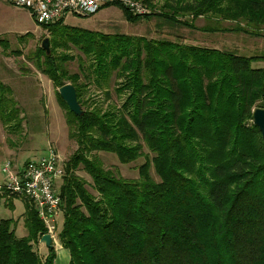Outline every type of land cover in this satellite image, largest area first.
Returning a JSON list of instances; mask_svg holds the SVG:
<instances>
[{
  "label": "trees",
  "instance_id": "obj_1",
  "mask_svg": "<svg viewBox=\"0 0 264 264\" xmlns=\"http://www.w3.org/2000/svg\"><path fill=\"white\" fill-rule=\"evenodd\" d=\"M144 2L153 12L143 16L120 0L105 7L122 6L131 23L157 17L204 33L263 37L264 0H167L160 12L152 0ZM199 18L236 26L199 28ZM42 28L51 34V53L38 48L36 67L56 89L72 84L85 107L84 92L93 85L109 97L115 77L123 100L105 110L89 105L76 116L57 93L78 145L60 186L59 239L70 264H264V141L253 121L264 108V68L254 66L264 56L103 34L66 26L64 19ZM73 49L85 57H79L81 73L67 68ZM21 113L12 88L0 80V120L20 129ZM144 148L154 157L135 180L106 170L95 155L114 154L129 165ZM16 198L0 190V206L12 207ZM23 200L27 235H17L14 220L0 221V264H55L54 247L47 255L39 251L47 230Z\"/></svg>",
  "mask_w": 264,
  "mask_h": 264
},
{
  "label": "rangeland",
  "instance_id": "obj_2",
  "mask_svg": "<svg viewBox=\"0 0 264 264\" xmlns=\"http://www.w3.org/2000/svg\"><path fill=\"white\" fill-rule=\"evenodd\" d=\"M104 1L106 4L118 0ZM132 1L145 3V0ZM166 1L152 0V5L156 8L155 12H160L161 7H163ZM105 4L102 5L97 13L91 16L82 17L69 14L65 17L64 24L69 27L103 34H125L153 40L187 42L185 43L187 45H191L189 42H193L195 39L207 45L210 43L211 38H222L225 34L219 33L220 35H217L190 30L175 26L157 17L150 20H142L138 23H131L127 21L122 6L112 4L105 7ZM180 18L182 20L191 19L190 16H181ZM202 20H204V23H200V25L203 27L222 29L236 26L233 22L221 21L215 18L213 20ZM196 26L199 27L197 22ZM258 30L263 36L262 38H264V27ZM28 33L31 35L25 37ZM47 38L51 39L50 32L43 28L41 30L29 11L15 7L7 0H0V42H6L9 47L8 53L10 54L5 55L4 49L0 44V80L12 88L14 98L21 109V117L23 118L22 127L15 130L10 129L9 126L6 128L0 120V185H3L6 179L1 172L5 163L12 162L14 165L22 168L28 161H36L47 155L52 146L59 152L65 162L66 169L67 161L78 149L76 141L72 140L69 136V127L66 119L67 110L58 99L57 93L59 89H56L51 80L36 67V52L38 48H42L43 42ZM242 48V51H240L241 48L238 51L230 50L226 47L224 49L245 57L264 56V48L259 45L255 49L248 47L245 50L246 46ZM71 55L75 56V60L69 62L67 68L72 74L81 73L79 57H85L76 49L71 51ZM256 64H254L255 67H257ZM116 84L118 82L114 77L109 97L106 95V92L98 90L95 86L91 85L88 91L84 92V100L88 102V106L82 107V109H88L89 105L92 106L91 108L97 106L104 110L111 105L121 106L123 100L115 91ZM95 155L101 159L106 170H111L117 176L132 180L139 178V168L148 159L151 160L154 157L153 153L144 148V156L142 158L129 165H123L114 154L99 152ZM77 174L85 178L92 185L91 178L84 171L80 170ZM151 175L158 181L153 168L151 169ZM58 184V187L61 186L60 181H58ZM90 186H88V189L96 194ZM24 213L25 202L22 198L14 199L12 207L6 206L3 202L0 206V221L14 220L17 222V235L24 237L27 235V230L24 227ZM63 222L64 216L63 210H61L57 222L60 232ZM56 242L52 243L57 254L55 264H70V254L61 245L59 237ZM40 250L42 255L47 253L45 247Z\"/></svg>",
  "mask_w": 264,
  "mask_h": 264
},
{
  "label": "built area",
  "instance_id": "obj_3",
  "mask_svg": "<svg viewBox=\"0 0 264 264\" xmlns=\"http://www.w3.org/2000/svg\"><path fill=\"white\" fill-rule=\"evenodd\" d=\"M15 7L29 11L40 27L56 24L69 14L87 17L97 13L104 0H7ZM133 14L146 15L151 9L144 3L132 0H120ZM1 172L5 183L0 190L14 197L30 201L40 221L46 228L45 235H50L56 242L60 231L57 225L61 212L62 198L60 186L65 176V162L54 147L47 155L36 161H28L22 168L5 163ZM44 235V236H45ZM57 243V242H56Z\"/></svg>",
  "mask_w": 264,
  "mask_h": 264
},
{
  "label": "crops",
  "instance_id": "obj_4",
  "mask_svg": "<svg viewBox=\"0 0 264 264\" xmlns=\"http://www.w3.org/2000/svg\"><path fill=\"white\" fill-rule=\"evenodd\" d=\"M202 19H205V18H199L197 20V25L199 27H203L202 25H200V23H204V20H202ZM40 29L42 30L41 27H40ZM214 34L220 35L219 33H214ZM236 35L239 37H237ZM242 39H243V43H242ZM209 42L210 43H208L207 45H204L205 43L203 44L200 41H197V39H195V41L189 42V44L195 45V46H201L202 45L201 47H208V48H213V49H217V50H221V51H224L225 47L230 49V50H234V51H238L240 48H241L240 51H242L243 50L242 47H245V46H246L245 50H247L248 47H253L255 49V48H257V45L264 48V38L252 37V36H248L245 34H238V33H225L222 38L221 37L216 38V39L211 38ZM185 43H187V42H185ZM256 65L259 68H264L263 62L257 63ZM43 247H45L47 249V253L43 254V255H47L48 254V248L44 244H42L40 241V245H39V251L40 252H41L40 249H42ZM63 254L67 255L65 253H63Z\"/></svg>",
  "mask_w": 264,
  "mask_h": 264
},
{
  "label": "water",
  "instance_id": "obj_5",
  "mask_svg": "<svg viewBox=\"0 0 264 264\" xmlns=\"http://www.w3.org/2000/svg\"><path fill=\"white\" fill-rule=\"evenodd\" d=\"M49 46L50 40L47 38L44 40L42 48L47 52L48 55L51 53ZM59 94L72 113H74L76 116H82L84 114L82 106L80 105L78 100L77 90L75 86H73L72 84H66L59 89ZM253 121L254 125L259 128L264 141V108H257L254 111ZM41 243L45 244L47 248L54 247L50 235L43 236L41 239Z\"/></svg>",
  "mask_w": 264,
  "mask_h": 264
}]
</instances>
